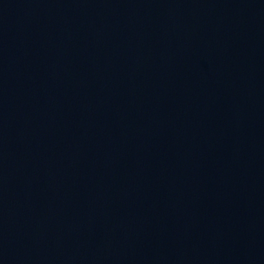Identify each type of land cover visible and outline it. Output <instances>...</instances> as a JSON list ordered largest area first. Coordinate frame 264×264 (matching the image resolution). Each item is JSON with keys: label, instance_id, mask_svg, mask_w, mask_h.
I'll return each instance as SVG.
<instances>
[{"label": "water", "instance_id": "1", "mask_svg": "<svg viewBox=\"0 0 264 264\" xmlns=\"http://www.w3.org/2000/svg\"><path fill=\"white\" fill-rule=\"evenodd\" d=\"M0 264H264V0H0Z\"/></svg>", "mask_w": 264, "mask_h": 264}]
</instances>
